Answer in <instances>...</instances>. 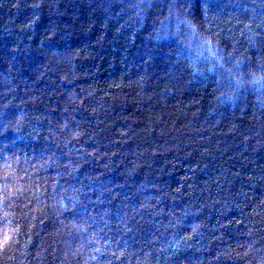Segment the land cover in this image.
I'll return each mask as SVG.
<instances>
[{"label": "trees", "instance_id": "16d2710c", "mask_svg": "<svg viewBox=\"0 0 264 264\" xmlns=\"http://www.w3.org/2000/svg\"><path fill=\"white\" fill-rule=\"evenodd\" d=\"M0 264H264V0H0Z\"/></svg>", "mask_w": 264, "mask_h": 264}]
</instances>
